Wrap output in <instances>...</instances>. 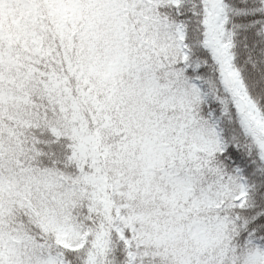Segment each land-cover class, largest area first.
<instances>
[{"label": "snow or ice", "instance_id": "snow-or-ice-1", "mask_svg": "<svg viewBox=\"0 0 264 264\" xmlns=\"http://www.w3.org/2000/svg\"><path fill=\"white\" fill-rule=\"evenodd\" d=\"M0 264H264V0H0Z\"/></svg>", "mask_w": 264, "mask_h": 264}]
</instances>
